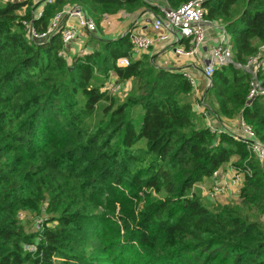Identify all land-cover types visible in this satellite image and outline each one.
Listing matches in <instances>:
<instances>
[{
  "label": "trees",
  "instance_id": "1",
  "mask_svg": "<svg viewBox=\"0 0 264 264\" xmlns=\"http://www.w3.org/2000/svg\"><path fill=\"white\" fill-rule=\"evenodd\" d=\"M188 1L53 0L37 19L21 13L27 0L0 2V264H264V168L245 143L211 133L196 108L239 118L264 145V97L248 103L243 68L264 45V0L203 1L233 53L204 97L180 72L132 59L130 32L70 62L60 33L27 35L26 24L44 32L67 5L98 24ZM122 57L129 66H117ZM110 73L131 82L124 97L103 89ZM227 164L242 186L208 206L192 189ZM36 219L38 232L28 226ZM36 237L37 252L24 251Z\"/></svg>",
  "mask_w": 264,
  "mask_h": 264
},
{
  "label": "built area",
  "instance_id": "2",
  "mask_svg": "<svg viewBox=\"0 0 264 264\" xmlns=\"http://www.w3.org/2000/svg\"><path fill=\"white\" fill-rule=\"evenodd\" d=\"M4 1L7 0H0V2ZM203 1L204 0H190L175 9L160 8L161 14H153L152 19L149 20L147 24H149L154 31H160L162 33L161 36L151 38L148 36L130 34L132 59L140 58L157 43L169 44L173 53L177 56L188 58L194 57L199 53L200 48L204 46L207 32L215 29L218 31V39L216 44L212 47L208 59L202 68L205 89H207L210 85L214 71L231 63L233 53L229 35L227 34L224 25L219 21H210L205 18V9L202 6ZM52 2L53 0H45L44 7ZM42 11L43 9L33 17L35 19L39 18L42 15ZM62 19L66 20L63 26L60 25ZM70 20H74L75 24H69L68 21ZM26 29L29 38L35 41L46 40L50 36L60 33L62 45L65 47L76 39L78 29H83L87 35L93 36L97 32V25L94 19L85 14L80 8L68 6L52 17L44 32H36L31 23L26 24ZM181 41H186L188 47L180 45L179 43ZM90 52L87 49H83L80 54L85 55ZM61 54L65 57V55H63V50ZM132 59L122 57L117 59L116 64L118 67H127ZM243 68L250 75L247 91L248 103L257 97H264V83L261 79V76L264 75V45L259 47L258 51L247 59ZM181 75L192 87V90L197 97H200V95L204 97V91H199L196 79L192 75L185 71L181 72ZM118 82L115 84H107L103 89L111 94L119 95L122 88ZM196 108L200 109V113L204 118L210 116V113L202 102L197 104ZM206 126L213 134L228 132L235 141L245 143L264 168V145L259 142L253 129L245 125L242 120H240L239 132L226 128L219 121L216 123H209ZM219 177L220 170L213 172L211 176L212 184L206 193L208 200L213 203L217 202L220 197H223L232 191L236 190L238 193L243 183V175L234 169L228 179L222 180L219 179ZM25 217V213L18 214V218L22 221H24ZM41 229L42 219L34 220L33 231L38 232ZM39 241L40 237H36L34 239V244L24 245V251L30 254H35L37 252L36 245Z\"/></svg>",
  "mask_w": 264,
  "mask_h": 264
},
{
  "label": "crops",
  "instance_id": "3",
  "mask_svg": "<svg viewBox=\"0 0 264 264\" xmlns=\"http://www.w3.org/2000/svg\"><path fill=\"white\" fill-rule=\"evenodd\" d=\"M30 3V6L23 7L21 13H25L27 9L30 10L32 16L36 15L39 11L44 8L45 0H27ZM152 5H156L153 3ZM69 5L63 7H68ZM153 17V13L149 8L142 7L139 9H135L133 11H118L116 14L109 17L108 21H102L99 23V28H97V32L95 35L90 36L87 35L83 29L77 30L76 39L63 47V55L70 62L74 57L81 56L80 52L83 49H87L92 51L98 44L99 41H113L123 36L124 34L130 32V34H137L141 36H148L151 38H157L161 36V32L154 31L147 22L151 20ZM52 19V18H51ZM49 20V23L51 21ZM117 19H121L118 21ZM66 20L62 19L60 25L63 26ZM109 22V24H107ZM48 23V24H49ZM69 24L74 25L75 21H68ZM130 23V25H129ZM133 23V25H132ZM218 39V31L217 30H209L206 36V42L203 47L200 48L199 53L191 58L177 56L173 53L169 44L167 43H157L150 48V50L143 55L149 58V61L153 63L158 68H164L176 72H188L192 75L197 82V87L199 91L202 90L205 80L202 76V68L206 63L209 53L212 47L216 44ZM183 47H188L186 41H181L179 43ZM178 44V45H179ZM118 82V77L114 73H110L107 80L104 82V86L107 84H115ZM122 88L121 92L118 96L124 97L131 89V82H118ZM195 97H197L194 94ZM197 112L200 113V109L197 108ZM217 121L221 122L226 128L239 132V118L225 119L221 118L217 120L214 116H209L201 119V123L207 125L209 123H216ZM233 168L230 164L225 165L220 169V177L219 179H228L232 174ZM212 184V178H206L201 182L197 183L193 187V193L199 195L204 203L211 204L210 200H208L206 193ZM237 191H232L231 193L220 197L217 202L218 203H226L230 201V199H235L237 197Z\"/></svg>",
  "mask_w": 264,
  "mask_h": 264
},
{
  "label": "rangeland",
  "instance_id": "4",
  "mask_svg": "<svg viewBox=\"0 0 264 264\" xmlns=\"http://www.w3.org/2000/svg\"><path fill=\"white\" fill-rule=\"evenodd\" d=\"M146 1V0H145ZM151 1H154V0H151ZM147 8V7H146ZM128 12V11H127ZM130 12V11H129ZM117 13V12H116ZM116 13H114V14H116ZM114 14H109V15H104V16H102L101 18H100V20L98 21V24H96L97 25V28H99V23L100 22H102V21H108V19H109V17L110 16H112V15H114ZM118 21H120L121 19H117ZM107 24H109V22H107ZM129 25H130V23H129ZM132 25H133V23H132ZM202 90L204 91V93L206 92V89H205V83H204V86H203V88H202ZM201 90V92H203ZM141 118H142V112L134 119V123H135V126L138 128L139 127V125H140V120H141ZM192 192H193V189H192ZM212 205V203L211 204H208V206H211ZM24 220H25V222L26 221H28L29 220V218L28 217H25L24 218ZM30 221V220H29ZM29 226V230H33V225H32V221L30 222V224L28 225Z\"/></svg>",
  "mask_w": 264,
  "mask_h": 264
}]
</instances>
